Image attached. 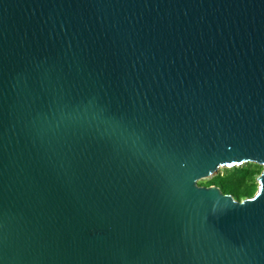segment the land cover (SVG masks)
Returning <instances> with one entry per match:
<instances>
[{"label": "water", "instance_id": "obj_1", "mask_svg": "<svg viewBox=\"0 0 264 264\" xmlns=\"http://www.w3.org/2000/svg\"><path fill=\"white\" fill-rule=\"evenodd\" d=\"M0 264H264V0H0Z\"/></svg>", "mask_w": 264, "mask_h": 264}, {"label": "trees", "instance_id": "obj_2", "mask_svg": "<svg viewBox=\"0 0 264 264\" xmlns=\"http://www.w3.org/2000/svg\"><path fill=\"white\" fill-rule=\"evenodd\" d=\"M262 171V166L247 163L241 167L224 168L220 174L211 180L199 184L217 186L222 193L232 195L235 199L242 201L255 195L259 186L257 178Z\"/></svg>", "mask_w": 264, "mask_h": 264}, {"label": "rangeland", "instance_id": "obj_3", "mask_svg": "<svg viewBox=\"0 0 264 264\" xmlns=\"http://www.w3.org/2000/svg\"><path fill=\"white\" fill-rule=\"evenodd\" d=\"M243 165H245V164H242L241 166H243ZM241 166H239V167H241ZM223 169L224 168H220L216 173L212 174L209 178L202 179V180L198 181V183H204V182H207V181L211 180L212 178H214L215 176H217L218 174H220Z\"/></svg>", "mask_w": 264, "mask_h": 264}]
</instances>
